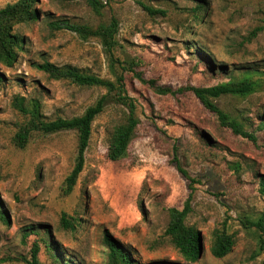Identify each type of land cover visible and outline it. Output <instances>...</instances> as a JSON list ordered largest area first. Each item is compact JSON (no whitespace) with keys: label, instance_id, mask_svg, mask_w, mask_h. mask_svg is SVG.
Segmentation results:
<instances>
[{"label":"rangeland","instance_id":"obj_1","mask_svg":"<svg viewBox=\"0 0 264 264\" xmlns=\"http://www.w3.org/2000/svg\"><path fill=\"white\" fill-rule=\"evenodd\" d=\"M14 1L0 0V8ZM100 1L95 10L85 0H39L38 20L14 26L22 48L11 66L0 63V264H30L35 251L39 264H264V231L252 224L264 223V0ZM112 19L111 54L97 37L56 27L95 29ZM44 61L115 88L55 79L36 67ZM135 72L173 88L251 83L248 94L212 101L256 140L234 135L192 92L158 93ZM118 91L135 105L138 124L125 156L112 161L111 136L129 113ZM102 96L84 167L67 193L77 132L32 131L22 148L14 136L31 119L80 117ZM17 101L35 105L36 115L22 113ZM187 203L184 224L201 239L194 262L166 233L171 209ZM214 229L235 241L221 258L210 251ZM106 233L121 247L115 261Z\"/></svg>","mask_w":264,"mask_h":264},{"label":"trees","instance_id":"obj_2","mask_svg":"<svg viewBox=\"0 0 264 264\" xmlns=\"http://www.w3.org/2000/svg\"><path fill=\"white\" fill-rule=\"evenodd\" d=\"M38 1L39 0H16L13 3H8L4 7L0 8V63L3 65L11 66L18 56V51L22 48L23 39L14 31V26L20 23H29L38 20L39 11L36 8ZM85 1L95 10L102 5L100 0ZM143 7L149 13H155L151 7ZM56 27L75 31L84 38L89 36L99 38L103 48L108 54H111L113 48L117 44L115 36L118 30V23L115 19H112L109 25H100L95 29H87L86 27L67 22L57 24ZM131 66L133 68L134 63L131 64ZM36 67L48 73L55 79H70L74 83L85 86H103L108 91L115 88L114 82L104 80L92 74L83 73L75 67H58L48 61L39 63ZM135 75L143 83H147L151 87L155 88L158 93L175 95L178 92H192L199 99L205 109L217 117L222 126L229 128L234 135L248 139L252 142L256 140V137L252 132L243 129L239 122L231 119L228 114L223 112L212 101V98L225 94H248L252 90L251 83L246 81L236 83L231 82L208 87L193 86L188 84L182 87L173 88L167 85H160L157 80L153 78L145 79L142 73L135 72ZM117 94L118 98L128 105L129 113L126 118V122L116 127L111 136L108 145L107 157L112 161H118L125 156L134 130L138 124V118L135 116V105L125 94H122L121 91H118ZM105 99V96L99 98L98 101L94 105L88 107L80 117H74L71 119L58 117L50 121H36L31 119L28 123L19 126V129L14 136L15 144L22 148L27 143L32 131H40L44 134L56 133L63 130H75L77 132L78 151L75 157L74 167L70 175L66 178L67 193L72 191L77 178L84 167L85 151L88 147L91 135V124L95 117L103 110ZM16 106L19 107L22 113H30L33 116L37 113V107L35 105L29 109L17 101ZM262 122L264 124V119ZM177 169L185 178L189 179L191 182H195V180L192 179L179 165H177ZM260 184L262 186L261 192L264 193V177L261 179ZM189 186V189H192V184ZM187 209L188 203L183 210H179L177 208L171 209V220L166 229V233L172 236L174 245L178 249L181 256L188 261L194 262L198 259L201 253V239L199 231H197L193 226H187L184 224V217ZM262 220V218L258 219L252 224L259 226L264 231V223ZM62 221L66 224V226L70 227V223H68L66 219H63ZM104 242L109 249L110 259L112 261L117 260L121 251L120 245L113 241L107 233L104 236ZM234 242L232 234L227 233L223 229H214L213 241L210 248L211 254L217 258L225 256L231 251ZM31 258L30 264H39L37 251L32 254ZM126 262L127 261H125V263ZM127 264L132 263L128 261Z\"/></svg>","mask_w":264,"mask_h":264}]
</instances>
